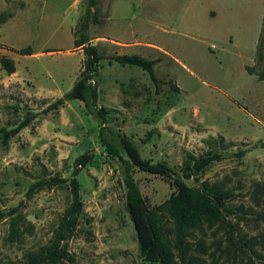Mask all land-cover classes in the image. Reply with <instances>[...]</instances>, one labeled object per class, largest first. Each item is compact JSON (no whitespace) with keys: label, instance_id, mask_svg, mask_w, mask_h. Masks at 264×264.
Returning a JSON list of instances; mask_svg holds the SVG:
<instances>
[{"label":"rangeland","instance_id":"rangeland-1","mask_svg":"<svg viewBox=\"0 0 264 264\" xmlns=\"http://www.w3.org/2000/svg\"><path fill=\"white\" fill-rule=\"evenodd\" d=\"M83 2L0 0V57L16 65L8 74L0 64V128L34 115L0 143V264L21 263L51 242L71 199L68 184L30 186L70 178L85 152L92 158L77 175L83 210L67 241L75 264H149L139 256L125 207L123 165L101 143L103 137L127 158L122 134L143 158L164 161L178 174L189 156L220 153L200 179L232 192L226 205L235 209L229 215L235 235L230 240L217 225L191 228L185 259L264 264V80L246 71L262 67L255 54L264 0H101L100 20L89 27L92 42L107 55L160 58L154 71L164 81L156 91L140 67L105 58L93 77L96 106L72 99L45 112L76 81L83 54L73 47V30ZM26 46L32 54L19 53ZM133 177L150 207L175 191L172 179L137 168ZM163 228L177 253L173 221ZM243 240L253 242L241 246Z\"/></svg>","mask_w":264,"mask_h":264},{"label":"trees","instance_id":"trees-1","mask_svg":"<svg viewBox=\"0 0 264 264\" xmlns=\"http://www.w3.org/2000/svg\"><path fill=\"white\" fill-rule=\"evenodd\" d=\"M100 5L101 0H84L83 12L73 30V47L81 49L83 54L76 81L69 91L50 103L44 109L45 112L57 109L66 101L72 99L82 101L86 107L89 105L96 106L98 89L93 77L98 73L100 61L105 58L121 65L140 67L148 73L155 90L160 89V85L164 80L159 78L154 71V65L160 61V58H147L136 53L107 55L96 44L92 43L89 27L100 20ZM19 53L30 55L32 54L31 47L21 48ZM0 64L8 74H12L16 70L15 61L6 55L0 57ZM255 64L261 65V70L256 72L255 66H246V71L249 74L256 73L259 80H264V13L262 29L256 45ZM166 82L172 90H179V87L173 82ZM97 111L100 117L104 118L105 108L100 107ZM33 118L34 115L30 114L11 129L1 127L0 143L3 146L7 145L9 139L15 136ZM120 141L127 158H122L118 150L101 137V143L105 151L110 157L120 159L123 165L125 207L133 223L139 256L143 261L149 264H190V261L185 259L187 245L184 236L189 229L201 228L203 224L217 225L225 230L230 240L234 238L236 228L229 219V215L235 214V209L226 205L232 192L222 188L218 183H210L206 179H200V175L206 167L222 158L220 153L211 152L199 157L189 156L182 163L180 174H178L172 166L164 161L153 162L143 158L139 149L126 135L122 134ZM91 158L92 154L89 152L77 156L74 160L70 178L52 176L46 180L37 181L30 186V191H32L35 188L55 186L67 182L71 199L61 215L51 242L48 245L41 246L35 252H29L26 260L18 264H53L58 262L75 264V257L67 249V241L76 232L83 210L77 175L91 161ZM135 168L172 179L175 191L162 205L150 207L133 177ZM190 179L196 182L195 185H188L187 181ZM167 218H170L174 224V247L177 249V253L174 252L164 236L163 225ZM236 242H239V240H236ZM252 242L243 240L241 246H247Z\"/></svg>","mask_w":264,"mask_h":264},{"label":"crops","instance_id":"crops-1","mask_svg":"<svg viewBox=\"0 0 264 264\" xmlns=\"http://www.w3.org/2000/svg\"><path fill=\"white\" fill-rule=\"evenodd\" d=\"M76 1H78V0H76ZM213 14V13H212ZM91 41H92V39H91ZM92 43H95V42H92ZM119 43V45L121 46V45H123V46H125V44L123 43V42H118ZM125 47H127V46H125ZM129 47V46H128ZM77 50H79V51H81V49H77ZM13 74V73H12Z\"/></svg>","mask_w":264,"mask_h":264}]
</instances>
